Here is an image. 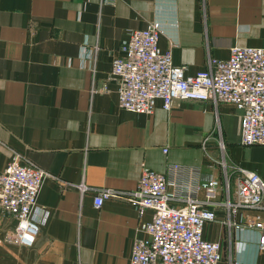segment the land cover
Here are the masks:
<instances>
[{
    "label": "crops",
    "instance_id": "1",
    "mask_svg": "<svg viewBox=\"0 0 264 264\" xmlns=\"http://www.w3.org/2000/svg\"><path fill=\"white\" fill-rule=\"evenodd\" d=\"M150 22L160 49L187 73L226 58L234 44L264 46V0H0V170L17 152L54 174L43 178L32 209V245L8 240L15 219L0 211V264H129L152 210L139 214L121 196L95 206L94 193L130 192L144 165L167 173L172 162L192 167L185 180L219 181L217 218L203 236L221 241L220 264H264L259 230L241 223L256 209L233 213L241 226L223 222L236 166L264 180V144L240 143L234 104L181 99L165 109L157 98L151 113L118 104L112 58L130 29ZM80 182L89 186L83 192Z\"/></svg>",
    "mask_w": 264,
    "mask_h": 264
},
{
    "label": "built area",
    "instance_id": "2",
    "mask_svg": "<svg viewBox=\"0 0 264 264\" xmlns=\"http://www.w3.org/2000/svg\"><path fill=\"white\" fill-rule=\"evenodd\" d=\"M158 33L154 22L130 29L121 43L123 53L112 58L111 73L117 82L119 106L151 113L157 98L165 109L181 99L211 100L214 105L230 102L241 116L240 143L264 144V46L234 44L226 58L209 57L205 68L187 73L185 64L173 62L170 49H160ZM219 148L224 152L221 139ZM163 151H167V146ZM190 167L172 162L167 164L165 173L144 165L136 187L130 192L102 187L94 193L95 206H100L105 198L121 196L139 214L147 208L152 210L150 220L140 225L144 235L136 236L132 242L129 264L222 262L221 241L203 236L205 223L217 218L215 204L220 202L213 199L219 181L183 179L182 172ZM235 170V201L223 202L226 208L223 222L241 226L233 220V213L238 208L256 209L241 223L259 230L258 247L264 250V219L258 212L264 209V180L256 171L245 167L236 166ZM47 176L54 174L17 152L0 170V211L15 219L14 227L7 233L8 240L25 246L33 244L39 224L32 216V209L41 182ZM76 185L81 192L89 187L85 182ZM201 190L204 198L198 197Z\"/></svg>",
    "mask_w": 264,
    "mask_h": 264
},
{
    "label": "rangeland",
    "instance_id": "3",
    "mask_svg": "<svg viewBox=\"0 0 264 264\" xmlns=\"http://www.w3.org/2000/svg\"><path fill=\"white\" fill-rule=\"evenodd\" d=\"M226 263V262H225Z\"/></svg>",
    "mask_w": 264,
    "mask_h": 264
}]
</instances>
